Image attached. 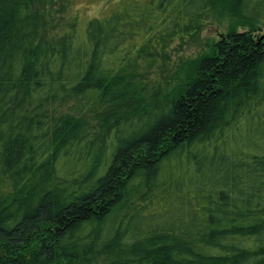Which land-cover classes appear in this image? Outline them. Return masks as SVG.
Here are the masks:
<instances>
[{
  "label": "trees",
  "instance_id": "1",
  "mask_svg": "<svg viewBox=\"0 0 264 264\" xmlns=\"http://www.w3.org/2000/svg\"><path fill=\"white\" fill-rule=\"evenodd\" d=\"M75 1L0 0V264H264V0Z\"/></svg>",
  "mask_w": 264,
  "mask_h": 264
},
{
  "label": "rangeland",
  "instance_id": "2",
  "mask_svg": "<svg viewBox=\"0 0 264 264\" xmlns=\"http://www.w3.org/2000/svg\"><path fill=\"white\" fill-rule=\"evenodd\" d=\"M119 0H76L73 12L79 17L80 25L91 18H103L116 10ZM147 1V0H144ZM253 24L234 20H219L209 23L202 31L173 45L165 61L158 59L149 80L159 85L163 92L172 94L180 84V68L188 62H196L203 56L212 53L213 45L229 30H247ZM263 35L264 31L257 32ZM150 89V88H148Z\"/></svg>",
  "mask_w": 264,
  "mask_h": 264
}]
</instances>
